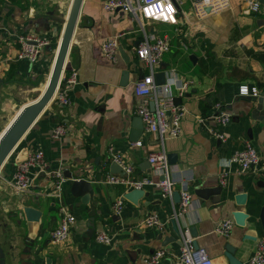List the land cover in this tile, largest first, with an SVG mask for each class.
Instances as JSON below:
<instances>
[{
	"label": "crops",
	"instance_id": "0c3cea01",
	"mask_svg": "<svg viewBox=\"0 0 264 264\" xmlns=\"http://www.w3.org/2000/svg\"><path fill=\"white\" fill-rule=\"evenodd\" d=\"M69 1L0 0L1 121L18 101L16 92L31 88L39 89V94L43 90ZM101 1L81 2L66 54V62L76 69L69 103L49 102L0 168V246L5 264H144L143 257L157 247L165 252L156 264H177L182 239L170 222L177 204L172 197L161 195L156 185L147 184L142 187L146 195L135 202L123 198L121 209L115 212L112 202L127 188L103 180L110 172L109 147L132 164L131 178L149 175L154 180L160 175L150 172L146 154L156 149L175 152L176 161L166 163L165 173L169 179L186 181L191 194L189 205L176 214L185 238L191 239L186 229L193 226L198 246L205 249L212 264H228L225 242L234 247L233 255L242 264L264 235L258 217L262 209L264 218V108L252 112L254 97L237 94V87L246 83L264 91V12H245L246 0H229L227 7L197 17L189 1L183 0L176 6L174 23L139 22L129 11L104 10ZM113 34L119 36L117 52L110 59L102 54L100 42ZM144 34L168 37V48L155 72L164 71L171 91L176 93V84L187 81L175 98L185 108L175 137L160 139L155 132L132 126V118L137 116L132 86L146 70L132 46ZM21 35L47 40L33 62L14 59ZM118 47L128 55L127 61ZM122 69H127L124 84L119 82ZM215 102L223 104L229 114L220 127L222 138L208 134L196 120L211 112ZM56 123L65 127L59 137L50 135ZM247 144L255 149L257 161L244 171L227 165V157ZM36 149L43 154L46 170L34 177L26 192H16L10 184L14 167ZM55 169L62 177L58 195L46 173ZM29 170L34 172L36 167ZM80 176L88 179L92 189L91 234L87 233V205L78 203L79 196L70 192L71 179ZM215 185H221L219 193L205 199L194 193L196 187ZM239 192L245 198L236 203L233 195ZM59 201L75 221L64 240L51 242L49 231L57 222ZM23 205L38 209V218L26 219ZM233 210L246 213L243 224L235 222ZM148 213L157 214L162 223L159 228L140 223ZM224 218L233 222L226 236L214 229ZM99 230L109 233L111 240L94 241L93 233Z\"/></svg>",
	"mask_w": 264,
	"mask_h": 264
},
{
	"label": "built area",
	"instance_id": "2783aa9c",
	"mask_svg": "<svg viewBox=\"0 0 264 264\" xmlns=\"http://www.w3.org/2000/svg\"><path fill=\"white\" fill-rule=\"evenodd\" d=\"M183 0H102L101 7L106 10L120 9L129 11L140 21L155 20L167 23H174L176 19L177 9ZM192 13L197 16H203L208 12H213L225 8L229 5V0H188ZM245 12L258 13L264 12V3L259 0H246ZM208 8V11H205ZM119 34H113L101 39L100 49L103 55L110 59H114L117 52ZM18 47L14 56L16 60H26L33 62L39 56L42 47L47 43L46 39L38 38L30 35H21L17 38ZM168 37L162 35L146 36L132 46L135 56L142 62L145 67L143 73L133 82L132 90L137 100L134 105L133 112L138 115L142 122L144 131L155 132L160 139L164 137H175L180 133V120L185 113V108L180 102H176L175 98L182 94L187 83L186 80L176 84V93L172 92L169 85L164 83L156 84L154 81L155 66L159 63L162 54L168 48ZM76 81V69L65 62L59 79L53 91L51 101L57 105H66L69 103V90ZM237 94L249 95L256 97L263 95L264 91H260L255 85L240 83L237 87ZM153 102V107L149 106V102ZM223 104L215 102L213 109L207 115L196 116L197 122L213 137L222 138L223 134L220 127L229 119V114L222 109ZM65 132V127L61 123H56L50 132L53 137H59ZM110 159L115 161L123 172L122 175L106 172L104 181L107 183L121 184L127 189L140 188L147 184L156 185L160 194L171 197V191L175 182L178 190L179 200L177 209H173V214L182 212L189 205L191 194L187 188V182L183 180H172L166 176V160L165 153L162 149L149 151L146 154V160L149 163L150 172L162 176L154 180L149 175L139 178H131L132 164L124 161L123 157L108 148ZM258 159L255 149L247 144L244 147L235 150L226 159V164H234L239 170L244 171L250 168ZM30 167H36L34 172L30 171ZM46 161L40 150H32L16 163L10 184L16 192H26L39 172H45ZM52 177V186L55 189L54 194L58 195V190L62 177L57 169L46 171ZM123 203L122 196H117L112 202V208L115 212L121 209ZM57 222L49 231V240L51 242H59L64 240L69 232L70 227L75 221L74 215L60 201L56 206ZM173 215V216H174ZM144 225H155L158 228L162 225L157 214H145L140 221ZM229 218L221 219L215 225V231L226 236L232 225ZM96 242L107 243L111 240V235L104 230L95 231L92 236ZM182 241L178 246L176 254L177 264H212L210 257L206 254L202 246L193 247L188 238H181ZM163 248L157 247L151 253L145 255L142 259L144 264H156L164 254ZM242 264H264V235L260 236L255 245L253 253Z\"/></svg>",
	"mask_w": 264,
	"mask_h": 264
},
{
	"label": "water",
	"instance_id": "95a60500",
	"mask_svg": "<svg viewBox=\"0 0 264 264\" xmlns=\"http://www.w3.org/2000/svg\"><path fill=\"white\" fill-rule=\"evenodd\" d=\"M261 3H264V0H259ZM82 0H70L67 11L65 14V18L63 20V25L59 33V40L54 52L53 60L51 62V67L49 73L47 75V80L45 82L43 90L35 96L32 100L25 102L22 104L16 113L10 118L7 122L5 127L0 132V168L17 145V143L23 138L24 134L33 124V122L38 118V116L42 113V111L47 107L49 104L53 91L55 89L56 83L59 79L60 72L66 62V54L70 44L71 36L76 24V20L78 17L79 9L81 6ZM208 8H205V11H208ZM119 53L124 61L128 60V55L118 47ZM127 81V69H122L120 72V84H124ZM154 81L156 84H161L165 82V74L163 70H159L154 72ZM179 101V99H176ZM252 112L255 109L264 108V98L259 95L257 97L251 98ZM149 106L153 107V102H149ZM132 126L139 130L142 128V122L140 117L137 115L132 118ZM135 130L134 133L136 134L138 131ZM165 159L167 164H174L176 161V154L175 152H167L165 154ZM149 164V163H148ZM109 170L110 172L117 173L122 175L123 172L121 167L115 162L111 161L109 163ZM66 176H69L66 174ZM70 177V176H69ZM162 177V176H160ZM221 189V185H215L212 187H196L194 189L195 195L200 198H207L209 194L219 193ZM70 192L75 195L79 196V202L86 204V213L88 215V229L87 233L91 234L94 229V210L93 204L91 202L92 197V189L89 184V181L86 177H74L71 179L70 183ZM146 195V191L143 190L142 187L140 188H129L122 192V198H125L131 202H135L138 197ZM171 197L173 204H177L179 200V194L177 189H172ZM245 194L243 192L235 193L233 195V199L236 203H241L244 201ZM22 211L25 215V218L28 220H35L38 218L39 210L30 206V205H23ZM233 218L235 222L243 224L244 218L246 217V213L240 210H233L232 211ZM258 217L260 219V223L262 227H264V218H263V210L260 209L258 213ZM178 221V224L177 222ZM171 226L180 240L181 238L185 237V232L181 228L179 219L177 215L170 218ZM187 233L191 236V245L193 247H197L198 243L195 239V229L193 226H189L186 229ZM165 239V236H164ZM161 244H165L162 242ZM224 255L227 257L228 264H241V261L238 260L233 255V246L225 242L224 245ZM0 264H5V259L3 255L2 248L0 246Z\"/></svg>",
	"mask_w": 264,
	"mask_h": 264
},
{
	"label": "rangeland",
	"instance_id": "374dc122",
	"mask_svg": "<svg viewBox=\"0 0 264 264\" xmlns=\"http://www.w3.org/2000/svg\"><path fill=\"white\" fill-rule=\"evenodd\" d=\"M39 91V89L34 90L31 88H25L19 91V94H17V92L14 94L15 96H18V101L9 107V109L7 110L8 112H6L4 115L5 118L3 119V121L0 120V131L5 127L9 119L16 113L18 108L25 102H28L32 100L35 96H37Z\"/></svg>",
	"mask_w": 264,
	"mask_h": 264
}]
</instances>
